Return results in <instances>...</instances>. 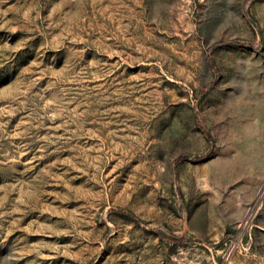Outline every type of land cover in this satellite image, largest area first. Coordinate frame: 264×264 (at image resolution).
Listing matches in <instances>:
<instances>
[{
  "label": "rangeland",
  "instance_id": "obj_1",
  "mask_svg": "<svg viewBox=\"0 0 264 264\" xmlns=\"http://www.w3.org/2000/svg\"><path fill=\"white\" fill-rule=\"evenodd\" d=\"M0 264H264V0H0Z\"/></svg>",
  "mask_w": 264,
  "mask_h": 264
},
{
  "label": "trees",
  "instance_id": "obj_2",
  "mask_svg": "<svg viewBox=\"0 0 264 264\" xmlns=\"http://www.w3.org/2000/svg\"><path fill=\"white\" fill-rule=\"evenodd\" d=\"M199 157H196V159H198ZM195 159V160H196ZM169 239L173 242V243H182L181 240H179L178 238L174 237V236H169Z\"/></svg>",
  "mask_w": 264,
  "mask_h": 264
}]
</instances>
